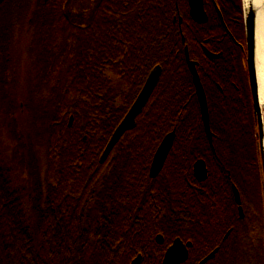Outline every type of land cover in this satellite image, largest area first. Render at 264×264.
<instances>
[{"label":"trees","instance_id":"obj_1","mask_svg":"<svg viewBox=\"0 0 264 264\" xmlns=\"http://www.w3.org/2000/svg\"><path fill=\"white\" fill-rule=\"evenodd\" d=\"M177 2L95 0L85 23L69 13V0L0 3L5 19L0 25V94L10 100L0 104V112L9 120L13 139L12 157L0 149V264H128L137 247H118L113 238L141 229L147 237L165 223L178 228L175 220L196 218L204 254L217 230L227 227L220 215L234 212L231 184L238 187L249 215L246 227L251 231L259 220L264 228V174L256 118L239 74L244 65L193 50L197 44L191 42L208 30L192 22L195 27L186 26L181 34L172 18ZM12 16H17L15 23L23 19L22 28L39 49L33 69L39 89L24 95L13 89L22 75L5 74L12 62L7 54L16 53ZM185 44L205 90L211 143ZM156 65L158 80L135 125L100 161L113 129ZM24 98H36L40 108L32 109ZM13 107L16 111H10ZM172 129L175 137L164 164L150 177L152 155ZM32 138L43 140V177L36 175L22 187L14 173L32 170ZM198 158L207 167L203 180L193 172Z\"/></svg>","mask_w":264,"mask_h":264},{"label":"flooded vegetation","instance_id":"obj_2","mask_svg":"<svg viewBox=\"0 0 264 264\" xmlns=\"http://www.w3.org/2000/svg\"><path fill=\"white\" fill-rule=\"evenodd\" d=\"M201 5L206 16L202 21L197 20L191 15L190 0H181L177 2L174 9L175 14H173L172 18L173 20L177 19L181 34L184 33L183 29H186V26L187 28L192 26L195 27L192 22L198 24L203 23L204 26L207 27L208 34L206 36L201 37L200 40L198 37H195L194 41L191 42L195 45L197 44V47L193 50L201 53L205 57H226L227 60L241 61V64L244 66L241 68L242 73L239 72V74L244 78L252 102L246 64V10L241 0H201ZM182 41H185L184 36L182 37ZM183 51L186 58V51L189 55L188 46L186 44L183 47ZM208 52L209 54H207ZM208 141L211 143L212 139L210 141L208 138ZM158 173L156 175H158ZM233 186L237 189L238 187L235 184H231L233 203L235 206L234 212L222 213L220 215L227 227L217 230L218 232L216 234H218V236L215 242L204 254L201 248L200 218H196L194 221L189 222H185L184 219V221L177 219L174 223L178 224V228H169L165 223L162 229L156 230L152 235L151 233H147V237L141 234L145 231L144 229H141V231L136 230L134 233L132 232L133 235L130 231V233L123 234L116 239L113 238L112 244H117L118 247L122 244L129 245L130 247L135 246L132 247L134 249L137 247L138 250L130 257L128 264H130L137 255H139L138 264H163L166 252L176 239H179L181 243L174 248L176 251L172 254V258H168V264H172L170 262L171 259H177L175 264H264L263 222H259V220L258 222L256 221L257 226L253 227L251 231L246 227L249 223V215L245 211L239 189L240 202H236ZM183 215L185 216L186 214ZM254 215L256 216L257 214L254 213ZM186 223L193 225L194 228L183 227ZM103 242H105V240H103ZM148 242L151 247H148ZM213 250V255L203 260V258ZM146 251L148 254H146ZM167 262L165 264H167Z\"/></svg>","mask_w":264,"mask_h":264},{"label":"water","instance_id":"obj_3","mask_svg":"<svg viewBox=\"0 0 264 264\" xmlns=\"http://www.w3.org/2000/svg\"><path fill=\"white\" fill-rule=\"evenodd\" d=\"M3 0H0V3ZM190 12L191 15L196 18L197 20H204L206 18L205 13L203 11L201 0H190ZM254 13V15H252ZM245 24H246V34H247V57H246V64L247 70L249 75V84H250V91L252 96V106L253 112L256 118V125H257V134H258V143H259V152L261 157V163L264 171V150H263V122L261 116V106L259 102V95H258V86H257V75H256V62H255V10L250 7L245 11ZM209 54V52L207 53ZM211 54V53H210ZM186 62L189 68V71L192 75V81L195 86V92L198 98V103L200 107V114L201 119L204 127V131L207 134L209 140L212 139V130L210 128V121H209V112H208V105L204 87L201 83L198 71L196 69L195 62L191 60L188 56L186 51ZM160 74V67L155 66L153 67L142 87L140 88L139 92L137 93L136 97L132 101L131 105L129 106L128 110L122 117V119L118 122V124L113 129L107 143L105 144L99 160L103 161L109 152L111 151L112 147L115 143L119 140L122 134L129 128H132L135 125V119L138 113L142 110L144 104L146 103L149 95L151 94ZM72 121V116L69 118V123ZM175 137V130L172 129L166 132L163 137L161 138L160 142L158 143L149 167V175L151 177L155 176L162 168L166 156L173 144V140ZM193 172L195 177L198 180H203L207 175V167L205 161L201 158H198L193 163ZM233 193L236 202H240V195L238 189L233 186ZM180 240L176 239L175 242L169 247L168 251L165 254L163 264H165L170 257L172 258V254L176 251L174 248L176 245L180 244ZM214 253V250L211 251L208 255H206L203 260L209 258ZM139 255H137L130 264H138ZM177 259H171V263L175 264ZM168 264V262H167Z\"/></svg>","mask_w":264,"mask_h":264},{"label":"rangeland","instance_id":"obj_4","mask_svg":"<svg viewBox=\"0 0 264 264\" xmlns=\"http://www.w3.org/2000/svg\"><path fill=\"white\" fill-rule=\"evenodd\" d=\"M95 0H69V4H68V11L71 15L73 16H78L81 20L80 22L85 23V19H86V15L88 10H90V8L92 7L93 3ZM242 5L244 6V0H241ZM11 11L14 10L15 12H13V15L19 11H17V6H15L13 3L10 6ZM22 14V13H21ZM18 15V13H17ZM84 16V17H83ZM6 17V16H5ZM0 19H2L0 21V25L2 24V22L4 23L5 19L3 18V15H1ZM12 19L15 21L17 20V16H12ZM21 21H23V19H18ZM16 22L15 24H9L12 27V37H14V50H15V56H11L10 54H7L8 56L6 57L7 59L12 60L9 61V69H5V74L6 75H10L13 74V72H15L18 75H22L19 76L18 81L20 84L18 86L13 85V89H17L18 91H21L24 94L25 91L27 90H34L39 87V83H38V79L35 78V76L33 75V69L35 70L36 68V62L34 61V59H36L37 57L36 54L39 51L37 47V45L34 44L35 41V37H31L29 31L26 29L22 28V24ZM21 24V25H20ZM3 26V24L1 25ZM26 35H30V37H27ZM43 54V53H42ZM13 57V58H12ZM12 58V59H11ZM30 60L32 61V63H30ZM25 65V66H24ZM22 70V71H21ZM22 72H24L22 74ZM25 75V76H24ZM39 89V88H38ZM41 89V88H40ZM40 93H43L42 90H40ZM21 93V94H22ZM5 95H8V91H4ZM19 95H17L18 97ZM8 97V96H6ZM6 97L3 96V94H0V104H7L10 103V100H7ZM23 97V96H22ZM26 102L31 103L30 105L32 106V109L34 107V110H36L35 108H40L38 107L40 104L38 102V100L35 99H31V100H27L26 98H24ZM36 100V101H35ZM24 101V102H25ZM23 102V103H24ZM36 107H35V105ZM45 103H41V105H44ZM6 106V105H4ZM261 106V111L263 109V106ZM2 110V108H0V111ZM15 110L16 111V107L13 109H11L10 111ZM32 113L33 110H32ZM10 116V114L8 115ZM5 118V120H4ZM4 118L0 112V149L4 150V154L7 155L8 157H12L11 153H12V149H11V145L13 143V139H12V133L9 131V127L7 122H9V120L7 119V117L4 114ZM25 119L27 121H29V117H25ZM22 120V119H21ZM2 122V123H1ZM28 130V129H26ZM29 131V130H28ZM263 133H264V126H263ZM44 139V137H42ZM34 141V149H33V168H31L32 170L27 171V170H23L22 173H20V171H18V173H14L17 184L24 187V186H28L31 184V180H33L34 178H36L35 176L38 175L41 178L43 177V151H44V146H43V140L41 141V143L38 142L37 138H32ZM38 142V143H36ZM259 144V143H258ZM263 150H264V135H263ZM14 160L10 161L9 160V164H11V167L14 168ZM19 168V166H18ZM39 169V171H37L35 173V170ZM264 174V171H263ZM33 175V176H32ZM34 177V178H33Z\"/></svg>","mask_w":264,"mask_h":264},{"label":"bare ground","instance_id":"obj_5","mask_svg":"<svg viewBox=\"0 0 264 264\" xmlns=\"http://www.w3.org/2000/svg\"><path fill=\"white\" fill-rule=\"evenodd\" d=\"M252 7L255 10V62L257 86L264 126V2L262 0H244V8Z\"/></svg>","mask_w":264,"mask_h":264},{"label":"snow or ice","instance_id":"obj_6","mask_svg":"<svg viewBox=\"0 0 264 264\" xmlns=\"http://www.w3.org/2000/svg\"><path fill=\"white\" fill-rule=\"evenodd\" d=\"M262 2H264V0H262ZM252 15H254V13H252Z\"/></svg>","mask_w":264,"mask_h":264}]
</instances>
